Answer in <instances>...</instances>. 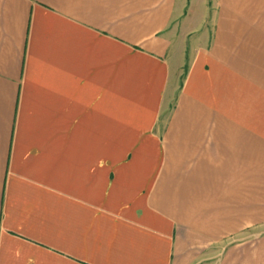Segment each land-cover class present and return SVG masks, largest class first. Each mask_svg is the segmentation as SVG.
Wrapping results in <instances>:
<instances>
[{"label":"crops","instance_id":"0c3cea01","mask_svg":"<svg viewBox=\"0 0 264 264\" xmlns=\"http://www.w3.org/2000/svg\"><path fill=\"white\" fill-rule=\"evenodd\" d=\"M0 264H264V0H0Z\"/></svg>","mask_w":264,"mask_h":264}]
</instances>
